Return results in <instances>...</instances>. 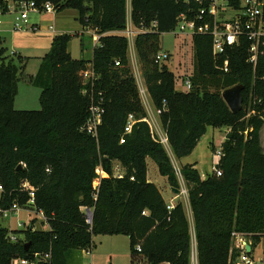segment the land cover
I'll return each instance as SVG.
<instances>
[{"label":"trees","instance_id":"1","mask_svg":"<svg viewBox=\"0 0 264 264\" xmlns=\"http://www.w3.org/2000/svg\"><path fill=\"white\" fill-rule=\"evenodd\" d=\"M46 1L55 11L75 9L78 21L92 28L98 41L90 59L74 58L69 51L72 35L53 36L37 71L28 79L39 88V109L14 108L25 57L7 58L3 56L6 49L0 47V208L29 203V192L22 188L27 182L34 188L31 205L43 212L48 225L47 229L30 224L22 231L13 230L24 235L15 241L0 226V264L47 251L52 264H68L73 251L93 248V237L99 234L127 236L131 264L141 258L147 264H189L192 231L197 264H227L233 230L252 234L255 240L264 235L260 143L264 38L253 64L248 42L242 40L215 58L211 37L193 34L191 87L177 90L174 72L156 59L160 34L172 31L177 16L196 11L198 3L130 0L132 25L145 29L134 37L135 52L174 156L189 155L208 127L228 128L216 164L219 175L213 169L202 178L194 163L180 166L192 212L191 230L182 203L168 207L160 190L147 179V158H151L170 187L179 189L170 158L146 120L128 63V40L123 34L126 0H35L37 4ZM85 70L94 76L84 78ZM236 84L243 86V106L233 113L221 93ZM99 98L104 111L97 136L92 137L80 128L91 102ZM129 114L135 122L124 134ZM114 161L123 168L121 176L113 174ZM96 166L108 176L101 178L94 199ZM81 206L92 208L90 224ZM26 242H30L28 250H24Z\"/></svg>","mask_w":264,"mask_h":264},{"label":"built area","instance_id":"2","mask_svg":"<svg viewBox=\"0 0 264 264\" xmlns=\"http://www.w3.org/2000/svg\"><path fill=\"white\" fill-rule=\"evenodd\" d=\"M190 1V0H185ZM198 3V9L193 11L191 9L189 13H180L176 18V24L172 31L175 33H181L183 35L192 36L195 33L208 34L211 37L212 53L215 58L222 54L226 48L233 47L242 42V40L248 42L247 51L249 53V61L255 63L260 43L264 38V0H192ZM54 6L49 1L37 4L35 0H0V17L3 15H11V28L13 31H25V30H37V24L29 23V13H44L54 12ZM1 21V18H0ZM155 23L153 22L152 25ZM130 25H126V29L123 34L132 39L138 32L144 31L143 27L135 28L130 20ZM132 26L134 27L132 29ZM177 30V32H176ZM167 54L159 51L156 55V59L160 62L166 59ZM224 71L228 68L226 64L222 66ZM84 78L93 77V73L89 70H85L82 73ZM181 83L184 91L190 89L191 83L189 76H185L181 79ZM175 89H177L175 87ZM179 90V89H177ZM102 98L97 101H92L89 109L88 116L85 119L81 130L86 132L92 137L97 136L98 126L101 123L103 114ZM158 111V110H157ZM135 122V118L132 114L127 117L126 124L124 126V134L129 133L132 124ZM123 142V137L120 139ZM220 148L215 151L217 160L213 163L211 170H216V174L219 175L220 171L216 169L218 157L220 156ZM175 174L180 178L182 182V176L180 174V168L173 166ZM96 176L93 179L92 186L95 193L92 194L93 198H96V191L98 189L101 178L107 177L108 174L100 167L95 168ZM118 173L116 176H121ZM131 179H133L131 177ZM22 188L28 190L30 195L29 203L33 202V186L29 183H22ZM0 186V190H1ZM19 205L13 203L9 208H0V214L3 216L8 215L9 210H16ZM170 207V206H168ZM85 214V222L91 223L92 208L87 206H81L80 208ZM39 214L40 220L45 221V216L41 210H36ZM8 238L11 241L17 240L16 234L9 232ZM195 245V241H194ZM247 247L249 249H247ZM136 249L139 251L140 247ZM92 248H84L81 253L85 257L91 256ZM195 252V250H194ZM194 254V253H193ZM195 256V259H193ZM192 256L191 261L197 264L196 253ZM11 264H52L51 253L47 252H34L29 256L15 257ZM227 264H264V235H260L258 240H255L254 236L249 233L233 230L230 237V247L228 252Z\"/></svg>","mask_w":264,"mask_h":264},{"label":"rangeland","instance_id":"3","mask_svg":"<svg viewBox=\"0 0 264 264\" xmlns=\"http://www.w3.org/2000/svg\"><path fill=\"white\" fill-rule=\"evenodd\" d=\"M72 12V9H68L67 13H61L59 18L63 16V14H67L62 17V21L60 22V26H57L56 31H63V32H69L74 33L75 26H77V22L70 17V13ZM39 14L30 12L29 13V22L35 18H38ZM0 18H2V22H4V25H8L11 22V15H3ZM59 22V20H58ZM126 25H130V0H126ZM2 26V23H1ZM134 27L132 26V29ZM177 32V30H176ZM14 35V33H13ZM13 35L11 33H7L5 35V41H3L2 37L0 36V47L4 46L7 47V53L5 52L3 56H6L7 58L14 55L13 53H9L13 50L20 51L21 54H32V53H43V50L37 51L33 50L30 47H27L26 49H18L14 39L12 38ZM31 37L28 35L26 38L20 39L22 44L30 45L31 43ZM84 47H80L79 43V37L72 35V38L69 43V51L71 53V56L74 58H85L90 59L92 56V40L90 35L84 36ZM18 41V39H17ZM18 41V42H20ZM132 45V37H128V52L130 54ZM160 49L161 52H164L168 54L167 59H163L160 62L165 63L170 70H172L177 77V81L175 82V87L179 90L183 89L181 79H183L185 76H188L192 72V42L191 37L188 35H183L181 33H175V31H169L164 32L160 34ZM9 53V54H8ZM139 69H141L139 64ZM135 74V73H134ZM26 80V78L24 79ZM137 81V80H136ZM23 84H20V87L22 88ZM28 84L31 91L28 93V107H32V109H39V88L35 87L32 84ZM16 109V108H15ZM31 109V108H30ZM208 132L212 130V127H208ZM226 131H228V128L226 127H220V128H214V139L213 144H210L212 157H209L207 161H204V159H201L198 163L199 173L201 176H205L207 172L211 171V167L213 163L215 164L217 157L215 156V151L220 148L221 142L223 141L222 138L225 136ZM260 143L263 147L264 152V125L260 131ZM166 148V145H164ZM213 148V149H212ZM205 158V157H204ZM185 159H176V164L180 167L182 163H186ZM212 161V162H211ZM122 174L123 168L121 165L114 161L113 162V174ZM147 178L150 182L154 183L155 186L160 190L162 196L167 198V196L170 194L171 187L169 186L166 178L157 170L156 163L151 159L147 158ZM178 181L180 180L179 177H177ZM183 199V198H182ZM183 202V200H182ZM34 221V222H33ZM30 224H33V227L35 229H47L48 225L46 223L42 222L40 220L39 214L35 212V208L32 205H23L18 207L16 210L12 209L8 211L7 216H3L0 214V226L6 227L9 232H12L13 230H24L27 228ZM13 233V232H12ZM19 238H24V235L22 233L16 234ZM94 246L91 250V257H85L81 251H73L68 264H101L103 261H105V264H131V258L129 254V242L128 237L122 234L118 235H95L93 237ZM192 245L194 246V239L192 240ZM191 245V249H192ZM194 249V248H193ZM193 249L190 252V262L189 264H194L191 261L192 256L195 255V252L193 254ZM195 259V256L194 258ZM141 259H139L140 261ZM108 261V262H107ZM139 264V263H138Z\"/></svg>","mask_w":264,"mask_h":264},{"label":"crops","instance_id":"4","mask_svg":"<svg viewBox=\"0 0 264 264\" xmlns=\"http://www.w3.org/2000/svg\"><path fill=\"white\" fill-rule=\"evenodd\" d=\"M68 9L71 8H65L62 9L60 11H54V12H44V13H37L39 14L38 18H35L33 20H31L29 23L30 24H37L38 29L31 31V30H23V31H13L11 28V22L9 23V26L5 23L2 22V18L0 21V36L2 37L3 41H5V35L7 33H11L13 35V39L15 41V44L17 46L18 49H26L27 47L32 48L33 50H43V53H32V54H21L20 51L17 50H13L9 53H13L14 56L15 55H21L22 57H25V59H23V68L19 70V80L17 83V94L15 95L14 98V102H13V106L16 109H32V107H28V93H30V89L27 88L29 87L28 84L29 83V76H32L35 74V72L37 71V68L39 66L40 63V57L43 56L47 50L50 47L51 44V40L53 38L54 35L57 34H62V33H68L71 35H75L77 37H79V43H80V47L83 48L84 47V36L90 35L91 36V40H92V48L94 46L97 45V41H98V36L96 35L95 31L90 28L89 26H82L81 23L78 21V14L77 11L75 9H72V12L70 13V17H72L78 24L77 26H75L74 29V33H69V32H63V31H56L57 26H60V22L62 21V17L67 15V14H63V16H61V18H59V16L61 15V13H67ZM36 13V12H33ZM59 20V22H58ZM2 23V26H1ZM30 36L31 38V43L30 45H26V44H22V42L20 41V39L26 38V36ZM20 41L18 42L17 41ZM70 43V42H69ZM3 48L6 49V53H7V47L1 46ZM8 53V54H9ZM127 58H128V63L129 66L131 68L132 74L135 78V83L137 85V89L140 95V99L142 102V105L145 109L146 112V120L150 126V129L153 133V135L162 143V145H166V152L170 158V161L172 163L173 166L179 167L176 164V159H185L186 163H194V167L198 169V163L199 161H201V159H204V161H207L209 159V157H212V153H211V148H210V144H213V139H214V132L213 129L207 132L204 136H202L200 138V140L198 141V143L196 144V146L194 147V149L191 151V153L189 155L183 156L181 158H177L174 156L168 142H167V138L165 135V132L163 130V127L160 123L159 120V114L157 109L154 107L151 98L147 92V88L144 82V78H143V74L141 69H139V61L135 52V48H134V38L132 39V45H131V50H130V54L128 52V48H127ZM135 73V74H134ZM189 76V75H188ZM26 78V80H24ZM137 80V81H136ZM23 84L22 88L20 87V84ZM227 132V131H226ZM224 139V137L222 138V140ZM205 157V158H204ZM212 162V161H211ZM184 163H182L181 165H183ZM180 168V167H179ZM201 175V174H200ZM203 178V176H201ZM148 179V178H147ZM149 180V179H148ZM179 183V193H175L170 191V194L167 196V198H164L165 202L168 204V206H172L173 204H175L177 201H180L182 203L184 212H185V216L191 226V230H192V212H191V208L189 205V200H188V196H187V189L185 186L184 181H178ZM170 186V185H169ZM183 198V199H182ZM183 200V202H182ZM194 239V234L193 231L191 232V242ZM193 246V245H192ZM194 248V246H193ZM193 253H194V249H193ZM92 255V254H91ZM91 257V256H90ZM108 262V261H107ZM91 264V263H90ZM101 264H105V261H103ZM139 264H147V262L145 261V259L141 258V260L139 261ZM159 264H168L166 262H162Z\"/></svg>","mask_w":264,"mask_h":264},{"label":"water","instance_id":"5","mask_svg":"<svg viewBox=\"0 0 264 264\" xmlns=\"http://www.w3.org/2000/svg\"><path fill=\"white\" fill-rule=\"evenodd\" d=\"M243 86L236 84L234 86L224 89L221 93V96L230 109L231 112L237 113L241 110L243 106V96H242ZM20 168V166H18ZM171 191L179 193V189L171 187ZM30 242L24 244V250H28ZM247 249H249L247 247Z\"/></svg>","mask_w":264,"mask_h":264}]
</instances>
